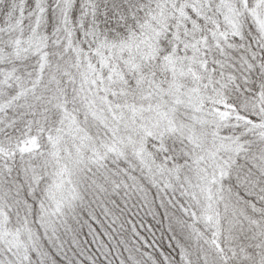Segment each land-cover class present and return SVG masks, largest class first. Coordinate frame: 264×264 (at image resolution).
I'll return each instance as SVG.
<instances>
[{
    "label": "snow or ice",
    "instance_id": "obj_1",
    "mask_svg": "<svg viewBox=\"0 0 264 264\" xmlns=\"http://www.w3.org/2000/svg\"><path fill=\"white\" fill-rule=\"evenodd\" d=\"M0 264H264V0H0Z\"/></svg>",
    "mask_w": 264,
    "mask_h": 264
}]
</instances>
